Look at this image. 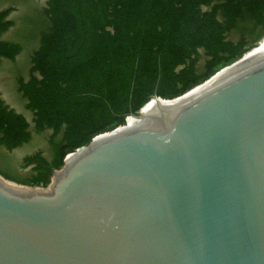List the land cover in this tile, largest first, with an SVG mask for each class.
Instances as JSON below:
<instances>
[{
  "label": "water",
  "instance_id": "water-1",
  "mask_svg": "<svg viewBox=\"0 0 264 264\" xmlns=\"http://www.w3.org/2000/svg\"><path fill=\"white\" fill-rule=\"evenodd\" d=\"M240 58L46 186L0 174V264H264V48L208 83Z\"/></svg>",
  "mask_w": 264,
  "mask_h": 264
},
{
  "label": "trees",
  "instance_id": "trees-1",
  "mask_svg": "<svg viewBox=\"0 0 264 264\" xmlns=\"http://www.w3.org/2000/svg\"><path fill=\"white\" fill-rule=\"evenodd\" d=\"M13 10L0 8V62L22 50L1 38ZM43 12L17 88L34 129L51 131L52 155L23 157L31 173L19 182L28 185L46 186L66 154L125 127L154 95L179 96L246 57L264 37V0H46ZM30 139V122L0 97V147Z\"/></svg>",
  "mask_w": 264,
  "mask_h": 264
},
{
  "label": "rangeland",
  "instance_id": "rangeland-1",
  "mask_svg": "<svg viewBox=\"0 0 264 264\" xmlns=\"http://www.w3.org/2000/svg\"><path fill=\"white\" fill-rule=\"evenodd\" d=\"M8 6L14 7V10L8 16L13 21V26L5 31L1 38L20 43L22 50L15 60L2 59L0 62V97L9 107L22 113L30 122L31 139L13 150L0 147V173L8 175L14 181L20 183L19 181L27 179L31 173L30 166L22 167L21 165L24 156L33 154L36 151H41L46 157L52 155L49 143L51 131L38 132L34 129L32 113L25 108V101L17 88L18 77L27 78L29 76L30 58L39 44L36 27L39 18L45 17L43 10L46 6V0H0V8ZM258 43L255 49L264 44V37L260 40V44ZM203 60L202 57L200 64ZM136 124L135 120L132 119L125 128L117 132L133 128Z\"/></svg>",
  "mask_w": 264,
  "mask_h": 264
},
{
  "label": "bare ground",
  "instance_id": "bare-ground-1",
  "mask_svg": "<svg viewBox=\"0 0 264 264\" xmlns=\"http://www.w3.org/2000/svg\"><path fill=\"white\" fill-rule=\"evenodd\" d=\"M264 48V44L260 47V48H258V49H255V50H253V51H251L246 57H244V58H240V60L239 61H237L236 63H234L233 65H231V66H227L226 68H224V69H222V70H220L219 72H217L216 74H214V76L212 77V79L210 80V81H208V83L209 82H211L212 80H214V79H216L217 77H219V76H221L222 74H224V73H226L227 71H229L230 69H232L233 67H235V66H237L238 64H240L241 62H243V61H245L246 59H248V58H250L251 56H253L254 54H256L258 51H260L261 49H263ZM248 53V52H247ZM207 83V84H208ZM203 86V85H202ZM201 88H203V87H198L197 89H195V90H198V89H201ZM160 102V104H161V102L163 103L162 105H164V103H166L167 101H159ZM150 104H152L151 106H149L147 109H146V111L145 112H142V116H139V117H134V116H131L130 118H131V120L132 119H134L135 120V123H137L136 124V126H138V125H140V124H142L143 122H145L148 118H150L151 116H153V115H155L156 113H157V111L156 112H150V110L152 109V108H154V101H152ZM149 104V105H150ZM127 126V123H126V125H125V127ZM125 127H119L118 129H117V131H119V130H121V129H123V128H125ZM74 155L73 154H71L70 156H68L67 157V162H68V158H70L71 159V157H73Z\"/></svg>",
  "mask_w": 264,
  "mask_h": 264
},
{
  "label": "built area",
  "instance_id": "built-area-1",
  "mask_svg": "<svg viewBox=\"0 0 264 264\" xmlns=\"http://www.w3.org/2000/svg\"><path fill=\"white\" fill-rule=\"evenodd\" d=\"M128 116H129V115H127V116L125 117V120L127 119ZM124 123H125V122H124ZM124 123H123V124H124ZM70 153H71V152H70ZM70 153H68V154H66V155H69ZM66 155H65V156H66Z\"/></svg>",
  "mask_w": 264,
  "mask_h": 264
}]
</instances>
